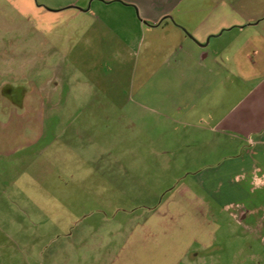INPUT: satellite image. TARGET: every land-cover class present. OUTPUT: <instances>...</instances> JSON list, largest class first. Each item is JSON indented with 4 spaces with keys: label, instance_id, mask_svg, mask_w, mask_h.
I'll return each mask as SVG.
<instances>
[{
    "label": "crops",
    "instance_id": "1",
    "mask_svg": "<svg viewBox=\"0 0 264 264\" xmlns=\"http://www.w3.org/2000/svg\"><path fill=\"white\" fill-rule=\"evenodd\" d=\"M16 9L33 60L28 78L9 92L20 105L1 108L0 158L43 144L55 99L94 92L124 110L120 77L136 62L141 105L170 122L186 121L193 132L185 142L206 148L189 158V174L207 200L188 187L178 197L210 213L225 196L246 195L226 201L225 211L264 241V0H73L53 10L30 2L25 12ZM205 164L214 171L201 173ZM194 242L207 246L184 241L179 264L199 257ZM139 256L123 255L118 264H140ZM161 256L148 263L170 258Z\"/></svg>",
    "mask_w": 264,
    "mask_h": 264
},
{
    "label": "rangeland",
    "instance_id": "2",
    "mask_svg": "<svg viewBox=\"0 0 264 264\" xmlns=\"http://www.w3.org/2000/svg\"><path fill=\"white\" fill-rule=\"evenodd\" d=\"M71 1L0 0V112L20 105L9 92L28 78L33 60L16 8L25 12L30 2L53 10ZM120 79L124 110L94 92L55 99L43 144L0 158V264H112L119 257L118 264L130 253L140 254V264L161 255L170 257L162 264H179L183 242L198 239L207 246L194 242L199 257L181 264H264V241L224 208L246 195L225 196L210 213L189 209L178 195L188 187L206 199L189 174V158L206 148L185 142L193 132L186 121L141 105L136 62Z\"/></svg>",
    "mask_w": 264,
    "mask_h": 264
}]
</instances>
